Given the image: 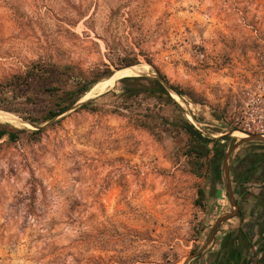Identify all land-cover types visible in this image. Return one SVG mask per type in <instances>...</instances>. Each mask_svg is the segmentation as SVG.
I'll return each instance as SVG.
<instances>
[{"label": "rangeland", "instance_id": "1", "mask_svg": "<svg viewBox=\"0 0 264 264\" xmlns=\"http://www.w3.org/2000/svg\"><path fill=\"white\" fill-rule=\"evenodd\" d=\"M133 54L140 75H155L149 58L195 96L174 99L205 136L228 137L216 191L193 174L183 137L72 110L38 140L0 141V264H212L214 228L238 213L230 166L264 145L235 136L241 108L264 90V0H0V83L37 62L114 74ZM14 121L0 124L35 130Z\"/></svg>", "mask_w": 264, "mask_h": 264}, {"label": "trees", "instance_id": "2", "mask_svg": "<svg viewBox=\"0 0 264 264\" xmlns=\"http://www.w3.org/2000/svg\"><path fill=\"white\" fill-rule=\"evenodd\" d=\"M145 63L154 69V76L124 77L117 81L113 89L98 94L80 105H77L78 102L99 82L113 75L108 66L103 72L87 74L71 65L57 66L43 62L32 64L23 74L14 75L0 83V110L13 113L38 129L18 130L8 124H0V141L7 139L9 144H15L19 134H27L38 140L44 131L42 125L64 117L72 110L89 113L105 111L128 119L134 126L146 130L158 141L167 135L173 139L183 137L185 147L182 156L190 163L195 176L203 177L208 174L210 190L215 192V185L220 179V167L225 159V146L221 142L228 140V137L213 139L197 129L187 118L178 101L171 92L169 93V89L180 99L188 98L191 103L197 105L199 102L195 96L170 83L167 76L156 68L149 58H145ZM139 64V55L133 54L124 57L120 65L115 66V70ZM9 95H12L13 100L25 98V104L31 108L24 112L12 108ZM107 96L115 98L117 100L115 104L104 106L99 103V100ZM39 102L44 105L42 110H38ZM241 182H244L242 178L237 180V183ZM238 190V187L234 188L233 192L238 193ZM197 193V203L200 205L205 199V193L202 190H198Z\"/></svg>", "mask_w": 264, "mask_h": 264}, {"label": "crops", "instance_id": "3", "mask_svg": "<svg viewBox=\"0 0 264 264\" xmlns=\"http://www.w3.org/2000/svg\"><path fill=\"white\" fill-rule=\"evenodd\" d=\"M256 152L246 155L244 163L256 164L260 182L253 185L248 180L238 193L233 192V187L232 195L231 192L227 195L233 211L242 208L243 215L214 228L209 240L212 250H216L211 257L212 264H264V145ZM240 178L241 174L236 173L232 184Z\"/></svg>", "mask_w": 264, "mask_h": 264}, {"label": "built area", "instance_id": "4", "mask_svg": "<svg viewBox=\"0 0 264 264\" xmlns=\"http://www.w3.org/2000/svg\"><path fill=\"white\" fill-rule=\"evenodd\" d=\"M236 132L243 135L264 136V90L254 94L241 108Z\"/></svg>", "mask_w": 264, "mask_h": 264}, {"label": "bare ground", "instance_id": "5", "mask_svg": "<svg viewBox=\"0 0 264 264\" xmlns=\"http://www.w3.org/2000/svg\"><path fill=\"white\" fill-rule=\"evenodd\" d=\"M139 73H140V69L138 67L126 68V69H123V70H119L116 73H114L110 78H108L107 80L103 81L102 83H100L96 87H94L81 101L89 99L94 94L98 95V94L102 93L109 85L113 84L117 78L124 77V76H135V75H137ZM170 92L171 91H169V93ZM171 94H172V96L174 98H179L178 96H176L175 93L171 92ZM0 121H2L4 123L5 122H10V121H12V116L0 112ZM15 121H17V120H15ZM235 136H237V137H242V136L245 137V135H243L240 132H235ZM262 139H263V142H264V136L262 137Z\"/></svg>", "mask_w": 264, "mask_h": 264}, {"label": "flooded vegetation", "instance_id": "6", "mask_svg": "<svg viewBox=\"0 0 264 264\" xmlns=\"http://www.w3.org/2000/svg\"><path fill=\"white\" fill-rule=\"evenodd\" d=\"M252 153L255 154L254 152H247L248 155H252ZM229 171L232 175H234V174L236 175V173L241 174L242 180L243 181L245 180L243 183L241 182V184L237 183L234 185V188L238 187L239 190H241L243 188V186L248 184V180L249 181L252 180L251 183H253V185H257L260 182V179H258L259 168H257L256 164H252V163L247 164V162L242 163V164H240V163L239 164H233L230 166ZM240 214H243L242 208H240L238 210V213L234 217L239 218Z\"/></svg>", "mask_w": 264, "mask_h": 264}, {"label": "water", "instance_id": "7", "mask_svg": "<svg viewBox=\"0 0 264 264\" xmlns=\"http://www.w3.org/2000/svg\"><path fill=\"white\" fill-rule=\"evenodd\" d=\"M140 75V74H139ZM139 75H136V76H139ZM124 77H128V76H124ZM124 77H120V78H117V79H122V78H124ZM116 79V80H117ZM171 92H173L171 89H169ZM174 93V92H173ZM80 103V102H79ZM78 105V104H77ZM11 115V114H10ZM12 116V120H19V121H21L24 125H28V126H30V127H33V126H31L30 124H28V123H26V122H24L23 120H20L19 118H17V117H15V116H13V115H11ZM33 128H35V127H33ZM38 128H35V130H37ZM253 140H256V141H260V139L259 138H257V137H254V138H252Z\"/></svg>", "mask_w": 264, "mask_h": 264}]
</instances>
